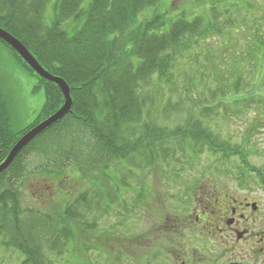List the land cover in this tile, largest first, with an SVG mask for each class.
Wrapping results in <instances>:
<instances>
[{
	"label": "trees",
	"instance_id": "trees-1",
	"mask_svg": "<svg viewBox=\"0 0 264 264\" xmlns=\"http://www.w3.org/2000/svg\"><path fill=\"white\" fill-rule=\"evenodd\" d=\"M159 2L0 0V28L17 39L49 74L62 79L69 87L72 100L69 113L21 149L0 174V248L15 253L17 264H86L80 257H87L93 247L87 240L94 237L97 241L98 236H103L95 222H89L92 219L88 216L96 209L109 215V204L119 199L122 189L114 174V177L110 175L109 165L119 164L126 168L127 164L138 169L140 159L145 168L157 160L166 162L175 158L170 156V148L162 147V141L175 139L194 156L206 150L214 156L220 154L223 161L237 157L245 173L250 166L249 154L243 145L248 144L247 138L241 146L221 141L213 135L207 121L217 118L219 110L223 109L236 117L248 110L253 112V127L262 122L257 121L260 118L257 119L256 114H264L260 112L264 110V89L260 95L256 87L264 79V16L254 19L257 8L245 2L241 9L247 15L245 23L249 20V28L253 31L245 53L247 58L225 62L221 72H213L214 90L204 85L213 103L192 104L182 126L174 131H163L153 119L148 123L141 121L145 108L152 101L149 95L140 91L153 77L158 84L168 83L169 70L177 59L207 46L206 42L224 38L234 23L231 13L226 9L221 12L216 3L210 6L208 18L194 16L188 19L183 12L170 21L163 14L154 13L139 23L138 16L151 9L156 12ZM0 45L16 56L1 40ZM211 59V68L217 69L220 62L213 64L214 58ZM241 61H247V67H250L248 77H244L246 71H242ZM35 78L38 83L34 91H42L44 102L21 134L13 126L9 107L0 95V164L24 134L64 104L57 86L36 75ZM193 86L196 89L193 84L185 89L190 100ZM204 92H201L202 96ZM177 108L181 109V106ZM80 134L89 136L85 144L78 142ZM67 146L78 147L77 152L73 150L72 155ZM183 148L180 147L181 155ZM34 156L46 158L54 167L52 174L45 173L47 168L41 170L45 176L57 178L59 172L65 170L63 166L70 165L74 179L78 176L88 180L91 188L73 202L64 194L67 198L62 202L58 199L55 208L46 213L23 208L19 186L27 171L28 159ZM179 158H176L177 164ZM84 161H89V169L84 166ZM95 162L98 163V176L92 175ZM149 167L148 173L156 172V168ZM126 171L128 176L133 175L132 168H126ZM171 171L172 175L177 172L176 169ZM249 172H256L257 177L264 180L263 171ZM64 177L68 176L64 175L62 182ZM110 181H116L115 188L109 186ZM144 189L141 185V205L146 201Z\"/></svg>",
	"mask_w": 264,
	"mask_h": 264
},
{
	"label": "rangeland",
	"instance_id": "rangeland-1",
	"mask_svg": "<svg viewBox=\"0 0 264 264\" xmlns=\"http://www.w3.org/2000/svg\"><path fill=\"white\" fill-rule=\"evenodd\" d=\"M245 2L257 8L253 13L254 19H262L264 0H201L200 2L198 0H160L156 12L151 9L138 16L139 23L152 17L154 13L163 14L170 21L177 19L183 12H186L188 19L194 16L208 18L209 13L211 15L210 6L216 3L218 6L220 5L221 12L226 9L229 14L231 13V19L234 23L233 28L228 30L224 38L220 40L216 38L212 43L211 41L206 42L207 46L194 49L185 53L181 59H177L169 70L170 80L168 83L158 84L156 77H153L147 86L140 91L141 94L149 95L152 101L143 112L141 119L143 123H148L151 121L149 119H153L163 131H174L176 127L183 125L187 119L186 111L192 107V104L213 103L214 100L210 98V93L205 91L208 89L206 86L210 87L211 90H214L216 86L212 73L217 70L221 72L223 66H226L225 62L231 63L234 59L247 58L245 53L253 31L249 28L251 22L248 20L245 23L247 15L245 10L241 9ZM0 48V95L2 101L5 100L9 107L8 111L12 116V121L11 119L10 121L16 130H20L19 134H21V130L42 108L44 94L42 91L35 93L34 87L38 83L35 73L30 70L31 68L26 63H23L17 53V57L11 54L12 58L10 59L7 53L3 51L5 47L0 45ZM211 58H214L213 64L220 62L217 69L211 68ZM247 66V61H241V69L246 71L244 77H248L250 67ZM27 73L33 74L34 77ZM199 82L202 84L199 85ZM190 84L196 87L194 89L193 86V89L191 88L192 94H188L192 100L186 97L185 91L186 86L188 87ZM263 89L264 79L256 87V92L261 95L260 91ZM201 92H204L205 95L202 96ZM216 98L218 99V97ZM179 106L181 109L177 108ZM260 112L264 113V110H260ZM251 113L253 114L248 110L236 117L235 114L225 113L223 109H220L217 118L207 121V126L213 135L219 137L221 141H228L232 145L241 146L244 139L247 138L248 144H243L244 150L249 154L250 166L245 169L246 173L241 169L237 157L223 161L220 159V154L214 156L206 150L194 156L189 149L183 148L185 145L179 146V142L175 139L162 141V147L164 149L170 148L168 149L171 151L169 154L175 158L167 159L166 162L157 160L152 166L147 165L145 168L141 166L140 159V163H138L140 168L138 169L126 164V168L133 169L134 176H128L129 174L123 165L110 164V175L116 177L117 185L122 187V193L118 194L119 199L113 203L110 202L109 215L105 216L96 209L93 210L94 213L90 217L88 216V219H92L89 222H95L97 230L103 236H98L97 241L94 237L87 240L88 243L93 244V247L87 257H80L82 258L81 262L86 264H156L155 262L160 260L156 258L155 261L152 253L155 250L158 251V245L164 240L160 233L154 230L155 224L160 223V220H164L166 217L174 218L175 214L179 213L178 210L181 205L185 206L187 203H192L193 195L196 194L199 185H212V189L221 192L233 189L231 185L235 184L236 179L255 178V175L249 172L252 167L264 172V114H256L257 119L260 118L257 121L262 120V122L253 127L252 124L255 122ZM138 127L141 133V124ZM82 135H78L77 139L79 138L78 142L85 144L89 136L84 134L82 137ZM68 146V150L74 155L73 150L77 152L78 147L71 146L69 148ZM180 147L183 148L182 155L179 153L182 150ZM173 153L174 156H172ZM176 158L180 160L178 164ZM57 161L59 160L57 159ZM95 164L96 169L92 171V175L98 176V163L95 162ZM69 166L64 165L62 169L65 170L60 171L57 178L47 177L41 173V170L47 168L45 173L52 174L54 167L50 165V161L39 156L30 157L27 163V171L19 186L23 200L22 207L46 213L55 208L58 199L59 202H62L67 198L64 194L69 196L70 202H73L74 198L89 191L90 182L77 175V178L74 179V174H70L73 169L69 170ZM84 166L89 169V161H84ZM142 167L143 169H141ZM148 167L149 169L156 168V172L148 173ZM172 169L177 171L173 175L171 174ZM64 175L68 177H64L62 182ZM115 185L116 181L109 182L111 188H115ZM141 185L145 187L146 192L144 199L146 201L142 205ZM184 190H190V192L180 196L178 192L183 193ZM211 199L213 200V198ZM16 256L15 253L5 252L0 248V264H17ZM166 264L170 263L166 262Z\"/></svg>",
	"mask_w": 264,
	"mask_h": 264
},
{
	"label": "flooded vegetation",
	"instance_id": "flooded-vegetation-1",
	"mask_svg": "<svg viewBox=\"0 0 264 264\" xmlns=\"http://www.w3.org/2000/svg\"><path fill=\"white\" fill-rule=\"evenodd\" d=\"M3 51L12 58L6 47ZM252 174L255 178L236 179L233 189L221 192L199 185L193 204L156 223L154 230L164 241L152 253L160 260L155 263L264 264V180Z\"/></svg>",
	"mask_w": 264,
	"mask_h": 264
},
{
	"label": "water",
	"instance_id": "water-1",
	"mask_svg": "<svg viewBox=\"0 0 264 264\" xmlns=\"http://www.w3.org/2000/svg\"><path fill=\"white\" fill-rule=\"evenodd\" d=\"M0 40L7 44L17 55L31 68V70L41 79L50 82L57 86L61 91L64 98L63 106L52 116L42 121L40 124L35 126L29 132H27L12 148L6 159L0 164V174L9 167L17 154L27 144H29L35 137H37L45 129L49 128L56 122L62 120V118L69 113L72 100L70 97V90L67 84L60 78L52 76L45 69H43L28 50L14 37L9 35L3 29L0 28Z\"/></svg>",
	"mask_w": 264,
	"mask_h": 264
}]
</instances>
